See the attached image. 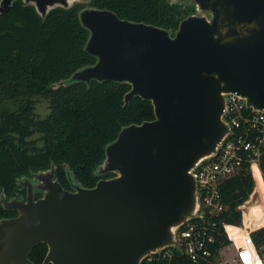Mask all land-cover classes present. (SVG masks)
Listing matches in <instances>:
<instances>
[{"label":"water","instance_id":"1","mask_svg":"<svg viewBox=\"0 0 264 264\" xmlns=\"http://www.w3.org/2000/svg\"><path fill=\"white\" fill-rule=\"evenodd\" d=\"M14 1L0 0V15ZM22 1L41 17L89 2ZM195 1L197 12L174 33L108 9L80 11L90 32L85 50L97 60L56 86L126 82L125 104L133 96L151 101L155 118L120 130L95 170L114 175L93 187L67 170L71 189L64 188L52 164L19 180L26 196L1 192V206L18 214L0 219V264H35L29 254L41 243L43 264H142L168 248L182 252L178 232L202 217L194 169L231 133L226 96L237 93L264 112V0Z\"/></svg>","mask_w":264,"mask_h":264},{"label":"trees","instance_id":"2","mask_svg":"<svg viewBox=\"0 0 264 264\" xmlns=\"http://www.w3.org/2000/svg\"><path fill=\"white\" fill-rule=\"evenodd\" d=\"M86 6L108 9L121 19L171 33L190 16H182L180 5L169 0H89L68 9L55 8L41 17L34 6L15 0L11 9L0 15V193L8 198L24 193L19 178L52 164L64 188L71 189L67 170L84 187L95 186L98 180L114 175H96L95 170L120 130L155 118L151 101L133 96L125 104L131 89L126 82L92 80L56 86L97 60L85 50L90 32L79 13ZM43 100L49 113L41 117L36 108ZM260 169L264 176V154ZM254 185L248 164L221 183L226 210L218 216L220 226L223 222L241 225L243 215L238 207L249 199ZM17 214L0 204V219ZM220 229L222 234L212 246L213 261L231 244L223 226ZM250 238L258 250L264 247L263 228L253 231ZM47 250L46 244H38L30 252V260L43 264ZM172 250L170 258L161 255L166 249L142 264H210L193 262L183 252Z\"/></svg>","mask_w":264,"mask_h":264},{"label":"built area","instance_id":"3","mask_svg":"<svg viewBox=\"0 0 264 264\" xmlns=\"http://www.w3.org/2000/svg\"><path fill=\"white\" fill-rule=\"evenodd\" d=\"M223 112L231 133L223 141L217 155L198 163L194 169L202 217L187 222L178 232V240L182 252L191 261L216 264L212 246L222 234L220 227L223 226L229 241L237 246L234 264H264V247L261 250L256 248L247 227L224 222L220 226L218 220V216L226 210L220 192L221 183L237 174L246 164L251 171L255 165L260 167L264 154V112L248 109L246 101L237 93L226 96ZM238 208L242 212V205ZM229 227L238 229L237 233H232ZM172 252V248H168L161 255L170 258ZM220 252L222 250L217 255ZM148 259L152 260L153 256Z\"/></svg>","mask_w":264,"mask_h":264},{"label":"rangeland","instance_id":"4","mask_svg":"<svg viewBox=\"0 0 264 264\" xmlns=\"http://www.w3.org/2000/svg\"><path fill=\"white\" fill-rule=\"evenodd\" d=\"M198 14L201 15V14H205V13H202L200 11H198ZM36 111L37 113L42 117L46 116L48 113H49V108H48V104L46 101H40L38 104H37V108H36ZM252 175L254 177V190H253V193L250 195L248 201H246L243 205H242V215H243V221L241 223V225L239 226H242L243 228L247 227V230L248 232L251 233L257 229H260V228H263L264 229V225L263 226H259V227H255V228H248V225H249V212H250V208L255 206V205H264V199H263V196L261 194V191L260 189H258V182H257V179L255 177L256 175V169L255 167L253 166V169H252ZM262 172V171H261ZM32 178V174L30 173V175H25V176H22L21 178H19V180H22L24 178ZM262 177H263V181H264V176L262 174ZM21 185V184H20ZM258 193V194H257ZM253 200H252V199ZM247 211V212H246ZM240 232H242V229L240 230ZM239 245V243H238ZM237 253V246L236 244H230L228 246H225L223 249H222V252H220V255H218L216 257V264H227V262H231V264H234L233 263V255H236Z\"/></svg>","mask_w":264,"mask_h":264},{"label":"bare ground","instance_id":"5","mask_svg":"<svg viewBox=\"0 0 264 264\" xmlns=\"http://www.w3.org/2000/svg\"><path fill=\"white\" fill-rule=\"evenodd\" d=\"M254 167L256 169L255 177H256L257 182H258V189H260L261 194H262L263 199H264V183H263L262 175H261V172L259 171L258 166L255 165ZM263 225H264V205H262V206L261 205H255V206L251 207L250 212H249L248 228H255V227H259V226H263ZM229 230L232 233H237V231H238V229H235V227H229Z\"/></svg>","mask_w":264,"mask_h":264},{"label":"flooded vegetation","instance_id":"6","mask_svg":"<svg viewBox=\"0 0 264 264\" xmlns=\"http://www.w3.org/2000/svg\"><path fill=\"white\" fill-rule=\"evenodd\" d=\"M171 3H175V4H178L180 5V9L182 10L181 11V15H185V16H188V15H191L193 13H196L197 12V8H196V1L195 0H169ZM192 9V11L190 10ZM187 11V13H186ZM21 187V186H20ZM23 188V187H22ZM21 188V189H22ZM20 189V190H21ZM23 194L24 196H26L27 194V190L26 188H23ZM22 195H19V196H22ZM18 196V197H19ZM39 196L36 195V198H38Z\"/></svg>","mask_w":264,"mask_h":264},{"label":"crops","instance_id":"7","mask_svg":"<svg viewBox=\"0 0 264 264\" xmlns=\"http://www.w3.org/2000/svg\"><path fill=\"white\" fill-rule=\"evenodd\" d=\"M259 171L261 172V169H260V167H259ZM261 175H262V172H261ZM262 179H263V177H262ZM263 183H264V181H263ZM253 193V192H252ZM236 255H233V257H235Z\"/></svg>","mask_w":264,"mask_h":264}]
</instances>
